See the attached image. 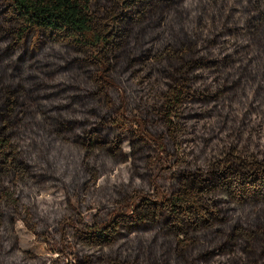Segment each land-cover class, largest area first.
<instances>
[{
    "label": "trees",
    "instance_id": "16d2710c",
    "mask_svg": "<svg viewBox=\"0 0 264 264\" xmlns=\"http://www.w3.org/2000/svg\"><path fill=\"white\" fill-rule=\"evenodd\" d=\"M0 264H264V0H0Z\"/></svg>",
    "mask_w": 264,
    "mask_h": 264
},
{
    "label": "rangeland",
    "instance_id": "374dc122",
    "mask_svg": "<svg viewBox=\"0 0 264 264\" xmlns=\"http://www.w3.org/2000/svg\"><path fill=\"white\" fill-rule=\"evenodd\" d=\"M48 35H49L48 29L44 30L42 33H39L38 31L33 32L28 38V42H27L28 49L26 51L25 56H30L31 54L36 52L45 43L46 37ZM133 81L136 82L137 78L134 79ZM188 146L190 147V145L187 144L186 148H188ZM123 148L125 153L128 156H130L129 142H125ZM130 165H131V158L129 159L128 162L120 164L119 167L109 175L108 179H107V175H104L102 178H100L98 184L104 183L106 180H108V184L127 182L129 180ZM166 184H167L166 177H164L162 174L159 173L157 177L156 185L160 193L164 194ZM37 201L41 208H46L51 205L63 206L65 205V195L61 190L45 188L39 192L37 196ZM87 220L89 221L90 218L87 217ZM16 230L20 238V245L23 249L35 252L37 254L51 256L52 259H57L60 262H64V259L69 260L68 257H66V253L55 252V251L50 252L46 248L45 244L35 242L33 234L30 233L25 228L23 223L17 222Z\"/></svg>",
    "mask_w": 264,
    "mask_h": 264
}]
</instances>
